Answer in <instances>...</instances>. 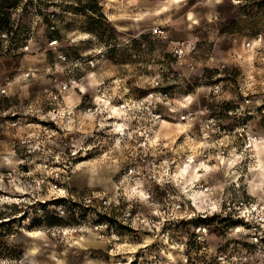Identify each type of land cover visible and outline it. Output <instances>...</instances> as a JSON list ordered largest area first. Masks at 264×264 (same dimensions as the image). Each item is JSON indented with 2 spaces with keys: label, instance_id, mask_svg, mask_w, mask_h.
Returning a JSON list of instances; mask_svg holds the SVG:
<instances>
[{
  "label": "rangeland",
  "instance_id": "obj_1",
  "mask_svg": "<svg viewBox=\"0 0 264 264\" xmlns=\"http://www.w3.org/2000/svg\"><path fill=\"white\" fill-rule=\"evenodd\" d=\"M84 2L0 0V178H17L0 186V264H206L222 252L264 264L247 223L264 215V0H96L94 15ZM173 42L192 49V68ZM209 117L219 133L205 132ZM245 133L258 138L249 151ZM55 183L77 204L117 197L135 221L108 209L103 238L56 225Z\"/></svg>",
  "mask_w": 264,
  "mask_h": 264
},
{
  "label": "built area",
  "instance_id": "obj_2",
  "mask_svg": "<svg viewBox=\"0 0 264 264\" xmlns=\"http://www.w3.org/2000/svg\"><path fill=\"white\" fill-rule=\"evenodd\" d=\"M53 29V27L51 28ZM165 31L159 27L153 29L152 35L154 37H157L159 39H164ZM10 37L9 33L7 30L3 28L2 23L0 22V42H9ZM263 41V36L262 34H258L253 42L255 44H260ZM49 48H52L55 53L56 59L60 63H66L67 62V57L65 54H63L60 51H57V45L58 41L53 38L48 41ZM247 47L250 46V43L246 44ZM28 49L27 46L23 47V50L26 51ZM192 49H189L188 45L184 42H173L171 43L170 47V54L172 57L175 59L176 63L180 66H185L187 68H192L193 63L191 61H188L187 55ZM92 63V62H89ZM25 78L29 77V74L26 73L24 75ZM7 93L6 87H1L0 88V97L5 96ZM163 97H166V94L162 95ZM262 113H264V108L261 110ZM182 120H185L187 122H192L194 121L195 117L192 112H188L185 115L181 117ZM17 121H12L10 123L11 127H16L17 126ZM202 124L204 126L205 132H214V133H219L221 131V127L219 125H216V121L212 118H206L202 121ZM245 137L242 138L243 146L245 150H251L254 148L257 143H258V138L255 135H251L248 133L244 134ZM15 171H8L6 173V180L8 183L15 182L17 178H15ZM5 175H2L0 178V186L4 184L3 178L6 177ZM51 190H53L55 193L58 195L54 198V201H62L60 206H57L55 209L54 216L58 219H71L75 225H77L79 228L81 226H86V224H90L92 227V230L98 234L99 238H103L104 234L102 233V228L103 225L99 223L98 217L102 218L104 216H107L106 211L108 209H113L115 211L119 212V219H115L117 223H120L121 225H127L128 223H134L135 219L131 213V210L127 205L126 207H122L120 204V199L117 197L114 199H108L105 197H98L95 195L92 196H86L81 199L79 204L75 203L73 197L68 194V192L64 188L58 187V185L55 183L51 185ZM7 198L10 199L8 195L5 194L3 189L0 187V203H5ZM89 217H93L94 219H89ZM6 220L8 219H0V223L7 222ZM137 221V220H136ZM101 222V221H100ZM256 225L254 227V233L252 236L249 238V246L251 245H259V244H264V215L262 214H257L253 218L252 217H247V223H252ZM106 227V226H104ZM107 228V227H106ZM206 237V229L205 227H197L194 230L193 233V243L195 244H200L205 240L204 238ZM181 247V246H180ZM113 250L111 249L110 252ZM154 253L153 256H150V260H156V255L158 253ZM111 256H116L113 254H110ZM142 256H138L136 259H130L128 262H118L116 264H144ZM138 260H141L140 262ZM149 262V261H146ZM243 264L244 262H247V257H242L241 259H236L234 256H226L225 253H220L218 256L212 261L210 259L206 260V264ZM148 264V263H147ZM165 264V263H163ZM185 264H194L193 262H187Z\"/></svg>",
  "mask_w": 264,
  "mask_h": 264
},
{
  "label": "trees",
  "instance_id": "obj_3",
  "mask_svg": "<svg viewBox=\"0 0 264 264\" xmlns=\"http://www.w3.org/2000/svg\"><path fill=\"white\" fill-rule=\"evenodd\" d=\"M84 10L88 12L89 14H96L97 12V5L96 0H85L84 2ZM62 201H53L52 206H60ZM54 220V223L57 225V223L61 222V219L56 218L55 216L52 218Z\"/></svg>",
  "mask_w": 264,
  "mask_h": 264
},
{
  "label": "crops",
  "instance_id": "obj_4",
  "mask_svg": "<svg viewBox=\"0 0 264 264\" xmlns=\"http://www.w3.org/2000/svg\"><path fill=\"white\" fill-rule=\"evenodd\" d=\"M3 75H4V72L2 70H0V79L3 77ZM33 262H34V260H33Z\"/></svg>",
  "mask_w": 264,
  "mask_h": 264
},
{
  "label": "bare ground",
  "instance_id": "obj_5",
  "mask_svg": "<svg viewBox=\"0 0 264 264\" xmlns=\"http://www.w3.org/2000/svg\"><path fill=\"white\" fill-rule=\"evenodd\" d=\"M8 200H9V198H7ZM27 259H29L30 260V263H32L33 262V260L32 259H30V258H27ZM34 263V262H33Z\"/></svg>",
  "mask_w": 264,
  "mask_h": 264
}]
</instances>
